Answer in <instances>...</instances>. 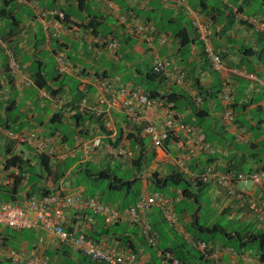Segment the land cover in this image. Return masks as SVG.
<instances>
[{"label": "crops", "instance_id": "0c3cea01", "mask_svg": "<svg viewBox=\"0 0 264 264\" xmlns=\"http://www.w3.org/2000/svg\"><path fill=\"white\" fill-rule=\"evenodd\" d=\"M256 1L258 6L252 9L250 0H181L176 5H161L154 0H0V11L4 10L0 15V153L10 148L7 156L30 159L41 171L34 149L15 137L34 131L40 137L53 138L57 156H51V168L66 161L72 163L51 190L98 200L99 195L89 194L81 185V176L90 183L98 182L101 179L94 176L97 171L117 165L131 175L126 181H134L132 186L136 181L140 185L133 202L112 204L121 210L133 205L141 194L155 192L153 175L161 179L181 173L192 181L200 177L208 162L218 171L231 174L250 175L264 169V33L255 31L251 23L263 18L260 5L264 0ZM171 18L179 21L192 40L187 48H180L178 41L164 31ZM199 27L205 28L209 47L222 59L221 72L211 67ZM110 41L116 43L114 52L109 50ZM8 53L19 65L15 76L8 69ZM157 61L166 63L169 72L182 71L183 84L165 76L150 83L147 73ZM98 79H104L114 92L127 86L149 95L148 87H155V124L163 122L164 108H169L178 124L194 126L197 134L193 137L181 132L170 136L162 149L152 147L144 132L145 122L133 123L122 110L105 113L98 105ZM35 80L41 87L35 85ZM29 81L33 85H28ZM224 82L233 92L234 121L244 131L242 141L236 140L233 129L221 120L219 91ZM162 95L169 96L170 102L160 99ZM82 100L88 113L81 124L83 133L78 134L73 117L79 113ZM97 109L101 111L99 115ZM119 129L123 138L116 142ZM204 134L209 136V142L204 140ZM97 137L102 146L94 152L87 153L79 146V139ZM195 139L215 153L210 155V150L195 147ZM105 145L112 147V152ZM119 149L130 153L131 158L117 155ZM140 153L143 164L134 167L132 160ZM59 155H63L62 159ZM3 157L0 154V163ZM15 171L16 168L9 173ZM40 173L45 174L44 170ZM10 184L1 178V186ZM51 184L45 178L34 186L24 181L19 200L31 194L38 196L42 187L50 189ZM198 187L201 186L192 182L187 188L192 193L201 189L198 196L203 194L208 202L201 204L200 196L198 202L185 199L181 189L165 188L164 194L173 199L175 211L179 203L187 206L192 202L195 208L184 209L178 215L184 231L168 225L161 210L153 208L146 216L155 233L154 247L147 245L132 221L124 219L106 226L101 217L78 207L65 212V230L83 233L105 249L130 250L136 255L135 264H170L163 256L170 249L184 264H264V254L261 258L259 251L248 246L237 249L221 233L214 235L217 241L208 244L212 249L207 255L201 253L195 242L203 239L202 234L194 228L190 230V225H197L202 217L209 226L219 225L216 219H225L229 225L223 227L226 233L238 230L241 237L261 229L263 224L244 200L220 190L214 181ZM106 191L120 190L108 186ZM262 191L252 186L248 197L257 200ZM14 251L26 259L38 258L50 264H83L78 251L61 244L54 233L0 227V264H16L10 256Z\"/></svg>", "mask_w": 264, "mask_h": 264}, {"label": "built area", "instance_id": "2783aa9c", "mask_svg": "<svg viewBox=\"0 0 264 264\" xmlns=\"http://www.w3.org/2000/svg\"><path fill=\"white\" fill-rule=\"evenodd\" d=\"M162 5L178 4L181 0H154ZM252 27L257 32L264 33V20L251 21ZM202 30L201 39L204 42V50L210 59L211 67L216 72H221L224 69L222 59L220 56L209 47L208 36L205 33L204 27H199ZM109 49L116 51L115 41H110ZM8 69L12 76L17 75L19 65L12 53H8ZM61 64V63H60ZM62 65V64H61ZM60 67V66H59ZM153 70L156 73H161L166 78H169L178 85L183 84L184 73L180 70L176 72H169L166 63L157 61ZM30 81L28 85H30ZM96 89L98 95V105L103 107V111L111 112L122 110L126 116L133 123L145 122L146 126L144 132L148 136L152 146L156 149L162 148V143L169 139L170 136H177L179 133H187L195 137L197 134L194 126L187 123L176 122V116L169 108H164L166 115L163 122L159 125L155 124L154 114L156 110L155 99L149 97L146 93L136 92L130 87H121L116 92L110 88L104 79H98L96 82ZM220 100L222 105L221 120L224 125L230 126L235 134V139L238 141L244 140V131L239 130L234 123L233 93L229 83L221 84ZM196 103H200L199 99H194ZM80 112L88 111L85 100L80 103ZM99 115L101 111L96 110ZM15 139L19 142L29 144L36 154L45 152L50 156H57L53 144V138H43L37 132H30L27 134L20 133ZM79 146L88 152H94L101 148V138H93L88 141L82 139L78 140ZM194 145L198 149L208 150L210 147L203 144V142L194 140ZM109 153L112 152V147L105 145ZM117 155L131 158V154L119 149ZM62 159L63 155H59ZM1 178L6 179L9 183L12 181V175L8 171L0 170ZM241 184L240 193L236 196L232 184L230 174H219L213 166H208L200 175L202 181H215V184L220 189H226L228 195L236 196L240 200H244L250 211L256 214L260 219L264 213V206L260 205L256 200L248 197V189L250 187H257L264 190V170L254 171L253 173L245 174L239 173L235 177ZM260 198V197H259ZM174 201L160 194L149 193L141 194L137 200L129 208L121 210L115 206L107 205L94 197H81L80 195L67 194L62 191L50 193L44 196L31 195L23 198L20 203H9L0 201V227L9 228L15 231L22 229H40L44 232L54 233L59 242L65 246L73 247L86 257L92 260L104 261L108 264H135L136 255L130 250L117 249L112 247L105 249V247L96 241L90 239L83 233H75L73 231L65 230V212L70 207H78L89 211L95 216L102 217L105 225H115L120 221L126 219L135 223L139 228L142 236L145 238L148 245L154 247L156 239L152 232L151 225L147 222V214L155 207L162 212L163 219L167 224L177 228L180 231L184 229L179 225L178 217L174 211ZM195 246L207 255L206 244L202 241H196ZM232 252V249H229ZM11 258L16 264H48L44 260L36 258L26 259L15 251L10 254ZM165 259L170 261V264H179L178 260L173 255L165 253Z\"/></svg>", "mask_w": 264, "mask_h": 264}, {"label": "trees", "instance_id": "16d2710c", "mask_svg": "<svg viewBox=\"0 0 264 264\" xmlns=\"http://www.w3.org/2000/svg\"><path fill=\"white\" fill-rule=\"evenodd\" d=\"M250 1H253V0H250ZM244 2H246V1H244ZM156 3L160 4L158 2H156ZM248 3H251V2H248ZM250 5L251 4H249L248 6H250ZM260 6H261V14L263 15L262 19H264V1H262ZM3 12H4V10L0 11V15H2ZM178 22L179 21L177 19H173V18L169 19V21H166L167 25H166V29L164 31H168L170 36H172L174 39H176L178 41L180 48H187V45H189L190 42H192V40H190V37H189L186 29L184 27H182L181 25H178ZM160 31L163 32V30H160ZM262 51H264V48L262 49ZM258 53L261 54V52H258ZM36 76H39V73H36ZM161 76L163 77V75L161 73H156L152 69L151 71H149L147 73V77H148L147 80L150 83H152L158 77L160 78ZM30 85H33V82L30 83ZM35 85L38 86V87H41L42 84H40L39 80H35ZM148 93H149V97H151L153 99L158 97V93H157L155 87H148ZM164 98L166 100V103L170 102L169 101V98H170L169 96L162 95L160 97V99H164ZM233 99H234V96H233ZM233 106H234V101H233L232 109H233ZM79 107H80V105H79ZM233 112H234V110H233ZM87 113H88V111L84 112V113H81L79 111V113L75 114L74 117H73L75 119V121H76V126L75 127L78 128V130H79L78 134L83 133V128L81 127V124H83V122L85 121V118L87 117ZM81 114H83L84 116L81 115ZM78 121H80L81 123H79ZM234 123H235V125L237 126V128L239 130H243L241 127H239L237 125L236 120L234 121ZM129 135H127L126 138L129 137ZM116 136H117L116 137V139H117L116 142H119L120 139L123 138V131L121 129H119V131H118ZM232 136L234 138L236 137L234 133H232ZM134 138L136 139V136ZM204 140L206 142H209L210 141L209 136L204 134ZM166 141H164L162 143V148H163L164 143ZM9 151H10V148H6V149L1 150L0 154H3L4 157H3V162L0 163V170L10 172L12 169L16 168L17 171H15L14 173H11L12 181H11L10 185H7V186H1L0 185V201L1 202L20 203L22 200H19V197H20V195H21V193L23 191L22 184L24 183V181H26V183H30L31 186H34L37 181H41L42 182L44 180V178L46 180H50V183H52L50 185L51 188L47 189L46 187H48V186H46L45 188L42 187V190L40 192H38L39 193V195H38L39 197L55 192L56 189H53V190H51V189L54 188V185L62 178V176L64 174L63 170H67L70 167V165H68L66 163L67 161L65 162L63 160V163L65 162L64 164L58 163V165L55 166L54 169H52L51 166H50L51 156L49 154H46L45 152H43L41 154H37L38 161L40 162V164H41V166L43 168L41 171L44 170V172H45V174H41L40 173L41 171L36 169V167H35L36 164H33L35 162L31 161L30 159H24V158H22V157H20L18 155L7 156V155H9L11 153ZM214 153H215V150H213V149H211L208 152V154H210V155H213ZM142 154L143 153H140V156H138L136 159L132 160V163H133L134 167L142 166V164H143L142 163V158H143ZM208 166H213L219 174H222V175L230 174V177L232 179V184H233L235 195L237 196L240 193L241 184L236 180L235 177L237 176V174L245 173V172H236V173H233V174H231L230 172H221V171H218L216 166L213 163H211V162H208L205 165V167L203 169V172ZM262 170H264V169H262ZM257 171H260V170H257ZM94 176L97 177L98 179H101V180L110 181L108 186H114V188H116L117 190H120V191H124V189L127 190V191L129 189H132L131 188L132 187V183L134 182V181H126L123 178H120L115 172H113L110 169H104L103 171H97L94 174ZM84 177L85 176H81L80 180H82ZM211 181H213V180L202 181L200 179V177L199 178L198 177L197 178H193L192 181H190V180H188L187 177H185L181 173H174L172 175H169L167 177H163L161 179H158L156 177V175H153V182H154V186H155L154 190H156V189L160 190L161 189L163 191V192H161L160 195H162V196L164 195V197L169 198L168 194L167 195L164 194V193H166L165 188L172 187V188H175V189H181L182 197H184L185 199H193L196 202H198V198L200 196V195L198 196V194H199L201 189L196 190V191H194V193H192L191 189L187 188L188 185H190V183L193 182V183H196L197 186L204 187L205 184L211 183ZM214 183H215V181H214ZM237 185H239V188H237ZM201 187H198V188H201ZM258 189L262 190L261 188H258ZM220 190H222V189H220ZM223 190L227 191L226 189H223ZM236 196H233V197H235V199H239ZM27 197H25V198H27ZM124 197H125V195H124ZM259 197L260 198H258L256 201L259 202L260 205L264 206V190L260 193ZM169 199H172V198H169ZM99 201L102 202L101 200H99ZM172 201H173V199H172ZM174 211H175V205H174ZM183 211L184 210L179 212L177 210V208H176L175 213H176L177 217ZM193 216H195V214ZM260 221L262 222L263 227L261 229H253V230H251L252 232H250V234H248V235H245L244 237H241V235L238 232V230H236V231L234 230L232 232L230 231V232L226 233V230L223 229V227H221L220 225H211V226H209V225H205V224H201V223H197V225H196V222L195 223L192 222V224L190 225V230H191V228H194L195 230H197V232L199 234H202V235L210 234L209 238L198 240V241H202V242H204L206 244L207 252H208L209 249H212L208 244L211 243V241H217V239H215L214 235L216 233H218V234L221 233V234L225 235V238H227V240L233 241L232 245L235 248L241 249V246H248V247L255 248V250L260 252V256L262 258L263 254H264V213L261 215V218L259 219V222ZM106 226H111V225H106ZM29 230H37V229H22V230H18V232H25V231L29 232ZM152 232L154 233L153 230H152ZM154 236H155V233H154ZM145 242H146V240H145ZM147 245H148V243H147ZM148 246H150V245H148ZM78 253L80 254L79 257L81 258V261H82L83 264H108V263H106L104 261L92 260L89 257H86L83 254H81L79 251H78ZM165 253L173 255V257L178 260L179 264H184V261L181 258H179V256H176L173 253L172 249L163 252V256L165 255ZM201 256L203 257V255H201Z\"/></svg>", "mask_w": 264, "mask_h": 264}, {"label": "rangeland", "instance_id": "374dc122", "mask_svg": "<svg viewBox=\"0 0 264 264\" xmlns=\"http://www.w3.org/2000/svg\"><path fill=\"white\" fill-rule=\"evenodd\" d=\"M257 2L258 1H256V0L252 1V3H251L252 9L257 8V6H258V5H256ZM66 163L68 165H71L72 161H67ZM109 168H110V170L115 172L118 176L124 178V180H128L131 178V175L129 173L125 174L124 172H122V170H120L118 168L117 165H112ZM109 182L110 181H107V180H101L98 182L90 183L84 177L82 179L81 185H83L87 188L89 194L99 195L102 202L105 204H108V205L117 204V203L126 205L127 203L132 202L134 197H136L137 194H139L140 185H139V182H137V181L134 183V186H132V189H129L128 191L124 189V191H119V192H108V191H106V188L108 187ZM155 192H156V194H161V192H163V191L161 189L160 190L156 189ZM124 195H125V197H124ZM200 198H201V204H202V202H208V199L204 198L203 194L200 195ZM187 203H189L187 206L185 205V203H179L177 205V210L180 212L184 209L193 210L195 208V205L192 202H187ZM112 206H114V205H112ZM203 209L206 210L207 208L204 207ZM202 215H205V213L202 212ZM204 221H205V219H204V217H202L200 220V223L204 224ZM214 222L216 224H219L222 227L229 228L228 223L223 218L216 219ZM25 232H27V231H25ZM201 237L203 239L207 238L206 235H201ZM35 250L36 249L34 248V251ZM37 250H38V248H37ZM252 250H253V248H252Z\"/></svg>", "mask_w": 264, "mask_h": 264}, {"label": "clouds", "instance_id": "9594fccd", "mask_svg": "<svg viewBox=\"0 0 264 264\" xmlns=\"http://www.w3.org/2000/svg\"><path fill=\"white\" fill-rule=\"evenodd\" d=\"M162 5V4H161ZM261 20H264V19H261ZM38 230V229H37ZM36 259H38V258H36ZM38 260H41V259H38ZM44 261H46L48 264H50L47 260H44Z\"/></svg>", "mask_w": 264, "mask_h": 264}]
</instances>
